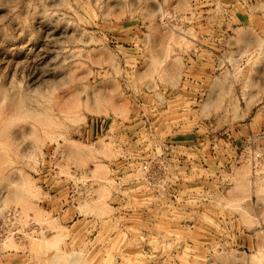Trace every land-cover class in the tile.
Instances as JSON below:
<instances>
[{
    "label": "rangeland",
    "instance_id": "374dc122",
    "mask_svg": "<svg viewBox=\"0 0 264 264\" xmlns=\"http://www.w3.org/2000/svg\"><path fill=\"white\" fill-rule=\"evenodd\" d=\"M0 264H264V0H0Z\"/></svg>",
    "mask_w": 264,
    "mask_h": 264
}]
</instances>
